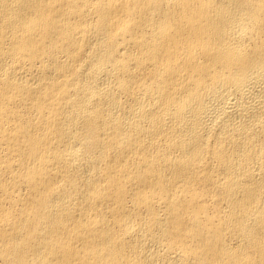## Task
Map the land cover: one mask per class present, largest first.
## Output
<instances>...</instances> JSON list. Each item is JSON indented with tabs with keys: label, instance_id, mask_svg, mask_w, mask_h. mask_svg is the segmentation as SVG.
<instances>
[{
	"label": "bare ground",
	"instance_id": "1",
	"mask_svg": "<svg viewBox=\"0 0 264 264\" xmlns=\"http://www.w3.org/2000/svg\"><path fill=\"white\" fill-rule=\"evenodd\" d=\"M0 264H264V0H0Z\"/></svg>",
	"mask_w": 264,
	"mask_h": 264
}]
</instances>
